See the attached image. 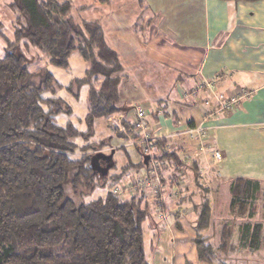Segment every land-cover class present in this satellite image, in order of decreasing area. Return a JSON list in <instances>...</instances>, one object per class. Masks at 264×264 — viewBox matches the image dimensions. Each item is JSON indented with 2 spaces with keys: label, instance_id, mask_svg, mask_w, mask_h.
<instances>
[{
  "label": "trees",
  "instance_id": "16d2710c",
  "mask_svg": "<svg viewBox=\"0 0 264 264\" xmlns=\"http://www.w3.org/2000/svg\"><path fill=\"white\" fill-rule=\"evenodd\" d=\"M7 1L15 20L11 38L3 34L0 22V40L5 43L0 57V264H149L143 225L153 217L150 204L159 208L160 199L143 192L121 199L107 189L124 181L125 172L133 166L132 154L127 152L129 140L136 144L130 148L140 158L136 167L147 173L138 145L145 135L164 192L165 184L181 190L191 178L203 193V201L194 207L192 243L200 263L214 264L216 254L226 251L230 243L227 221L220 226L219 242L224 247L214 248L206 235L214 228L209 193L217 194L220 185L205 188L196 158L170 146L165 136L153 137L157 125L153 132L151 122L170 114L164 112L167 100L157 104L159 109H145L148 115L143 119L136 118L137 104L133 108L122 104L121 61L107 44L100 22H77L70 15L72 0ZM73 54L86 65L84 76L66 87L75 97L81 88L87 90L88 110L78 123L69 120L72 109L56 95L63 86L45 67L38 68L46 59L52 67L65 70ZM202 90H182L176 103H201L208 108L206 115L227 112L218 111L219 103L211 107L214 91L200 102ZM114 117L121 118L124 133L109 122ZM102 119L113 136L98 141L94 123ZM141 121L144 132L135 128ZM117 151L123 154L125 167L117 165ZM263 187L257 179L237 177L224 194L229 213L240 218L234 222L238 242L252 253L264 246V224L253 223L264 200ZM175 226L179 228V223Z\"/></svg>",
  "mask_w": 264,
  "mask_h": 264
},
{
  "label": "crops",
  "instance_id": "0c3cea01",
  "mask_svg": "<svg viewBox=\"0 0 264 264\" xmlns=\"http://www.w3.org/2000/svg\"><path fill=\"white\" fill-rule=\"evenodd\" d=\"M101 3L107 5L104 17L109 18L112 30V40L105 37L107 44L117 53L123 68L125 63L142 73L147 68L155 80L162 78L159 75L161 70L162 73L170 69L175 71L174 76L168 79L169 83L161 82L169 91L166 104L151 100L152 111L159 109L157 104L163 102L166 105L164 112L174 113L151 122L153 132L157 125L153 137L160 138L172 133L173 129L181 130L202 122L208 108L201 103L177 104L182 90L200 87L203 89L199 93L200 102L211 92L204 87L207 83L212 84V91L222 94L225 99L238 96L243 91L251 93L249 99L239 100L237 107L229 113L219 112L207 121L209 141L222 153L220 163L213 161L210 150L198 156L196 144L186 137L173 139L170 144L198 160L205 188H217L222 175L216 169L223 162L226 136L241 137L245 142L258 137L262 139L259 143L264 145V1L235 4L221 0H106ZM130 4L138 6L134 15L128 12ZM147 13L148 17L138 25V19ZM132 17L136 19L132 20ZM136 29L138 31L135 32ZM210 102L212 108L218 105L215 97H210ZM122 104L125 106V101L122 100ZM139 159V156L134 159L131 155L133 166L125 172L124 181L135 182L145 173L136 167ZM122 161L117 165L125 167V159ZM120 165L119 168H122ZM209 195L214 198L209 196L214 213L220 209L217 206L218 196L214 191H210ZM202 201L203 193L190 178L181 190H172L165 184L159 208L154 207V202L150 204L154 218L162 220L166 216L167 233L152 235V240L158 241L155 248L163 252L162 264H169L170 260L174 264L178 257L182 264H192L184 256L192 246L195 263H203L198 261L192 243L195 237L193 223L197 218L194 207ZM220 207L226 208V204ZM176 223H179V228ZM154 228L157 230L152 223L147 225L149 231L153 232ZM151 247L153 252L154 247Z\"/></svg>",
  "mask_w": 264,
  "mask_h": 264
},
{
  "label": "rangeland",
  "instance_id": "374dc122",
  "mask_svg": "<svg viewBox=\"0 0 264 264\" xmlns=\"http://www.w3.org/2000/svg\"><path fill=\"white\" fill-rule=\"evenodd\" d=\"M57 1L62 3V1L64 0ZM101 1L104 2L106 0H72V9L70 15L75 18L77 22L86 20L100 22L105 37L107 38V40H112V30L109 26V18L104 17V13L108 10L107 5L101 3ZM7 3H9L7 0H0V22L3 24V34L11 38L13 34V25L15 18H13L12 13L8 9V7H6ZM137 7L138 6L136 4H130L129 10L131 12H128L133 13L134 15L135 13H137ZM147 17L148 13L144 14L141 19H138V25H140L139 22L141 20H144ZM134 19L136 18L132 17V20ZM136 31H138V29H136L135 32ZM173 33L176 34L175 30ZM4 49L5 43L0 40V57L4 56ZM31 57H33V54H31ZM34 59L35 58H33V60ZM37 59L38 58H36L35 61ZM67 63H69L67 69L61 70L54 66L52 67L49 63H47V60L45 59V61L39 63L40 65L38 68L45 67L49 71V73L54 76L58 84L63 86L61 90H58L56 95L57 97L62 98L65 103L68 104L70 109H72V114L69 117V120L78 123V119L81 120L88 110V102L86 97L87 90L86 88H81L77 94V97H75L67 90L66 87H68V85L72 81L84 76L86 65L84 62H82L78 54H73L72 56H70ZM124 69L125 78L123 80L125 82L123 83L124 85L120 88V95L122 100L125 101L126 107L133 108V106L137 104L139 106H142L144 109L151 110V100L157 102L165 101L166 99H168L169 91L163 87V84L161 85V82L162 80H164L165 83H169L168 79L174 76V70L170 69V71L168 70V72L164 70L163 73L161 70L159 75L162 78L155 80L152 77V73L150 71H147V68L142 73L141 71H139V69H136L125 63ZM195 125L192 127H195ZM94 131V138H96L95 140L98 141L103 140V138H105L106 136H113V132L109 129L106 121H104L103 119L95 121ZM260 139L261 138L255 137L253 140H248L245 142L241 137H225L224 141H226V150L223 156V162L222 164H220L219 169H216V172L222 175L218 179V183L220 184L221 189L217 193L218 197H216V199L219 200L217 206L220 209L212 213L214 228L212 231L206 232V235H209V243H211L214 248H217L218 246L224 247V245L219 242L221 234L223 232L220 226L222 225L223 221H227L230 243L226 251H220L216 254L217 261L214 264H264V246L259 250L258 253H252L248 249H243L238 242V230H236V226H234L235 220H239L240 218L230 214L229 211L224 208L225 205L222 208L220 207L222 204H226V200L224 201L225 196L223 195V193L226 194L225 191L227 190L228 183L231 182L233 178L239 177L254 180L257 179L264 186V145L263 142L259 143ZM115 140V138L112 139V142H114ZM133 149L134 148H130V146H127V152L132 153L134 159H138V156L136 153H134ZM107 150L108 149H105L104 152H107ZM115 154L117 162H123V154H121V151H117ZM120 167H122V165H120ZM99 194H101V192H99ZM260 206L261 207L258 216L254 217L253 223L259 222L264 224V200L260 204ZM165 217L166 216H164V218ZM164 218L162 220H158V217H152V219H150L149 221L146 220L144 222L145 224L143 225L145 256L149 264H162V260L164 258L163 252L155 248V245H157V240H152V235L154 236V234L158 233L160 235H163V233H167L168 229L165 228L166 223L164 222ZM149 223L154 224V227H156L157 230L154 228L153 232L149 231L147 229V225ZM150 247H154L153 252L150 251ZM184 256L186 261L191 262L192 264H199L195 263L193 246L188 252L184 253ZM178 258L174 261V264H182L181 258L180 261L178 260ZM172 261L173 260H170L169 264H172Z\"/></svg>",
  "mask_w": 264,
  "mask_h": 264
},
{
  "label": "built area",
  "instance_id": "2783aa9c",
  "mask_svg": "<svg viewBox=\"0 0 264 264\" xmlns=\"http://www.w3.org/2000/svg\"><path fill=\"white\" fill-rule=\"evenodd\" d=\"M205 88L208 89V91H212V84H205ZM217 100V103H219V109L225 110L227 112H230L233 108L237 107V105L240 103L239 100L245 98L249 99L251 97V93L248 92H241L237 95H233L228 97V99H225L222 94H217L214 96ZM205 106H209V101L205 102ZM218 111H215L218 113ZM134 113L136 115V118L143 119L148 115V112L139 105H136L134 108ZM213 116L214 114H207L203 118L202 122L195 125V127H184V129L181 130H174L172 133L165 136L167 140L170 141V143L173 142V139L176 138H184L188 137L192 141L196 143V150L198 152V156L201 154L203 155L204 152L207 150H210L212 159L215 163H220L222 153L221 151L217 150L215 147V144L211 141H209L208 134L210 131V128L208 127L207 121L208 119ZM109 122H111L113 128H116L120 132L124 133L125 130H123L121 126V118L120 117H114L113 119H110ZM135 128L142 129L144 132L145 126H143L142 121L137 123L135 125ZM155 139H159L158 137H155ZM148 135H145L144 140L138 141L139 150L143 154V156H148V166H147V173L145 175H141L135 182H118L113 185H108L107 189L111 190V192L118 196L121 199H126L131 196L139 195L141 192L146 197H157L158 199L162 200V195L164 192V187L160 184V177L158 175V164L153 156V152L150 146V141H148ZM128 146H134L133 141H128Z\"/></svg>",
  "mask_w": 264,
  "mask_h": 264
},
{
  "label": "water",
  "instance_id": "95a60500",
  "mask_svg": "<svg viewBox=\"0 0 264 264\" xmlns=\"http://www.w3.org/2000/svg\"><path fill=\"white\" fill-rule=\"evenodd\" d=\"M148 160H149L148 156H143L142 161H143V164H145L146 167L148 166V164H147Z\"/></svg>",
  "mask_w": 264,
  "mask_h": 264
}]
</instances>
